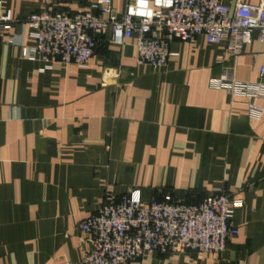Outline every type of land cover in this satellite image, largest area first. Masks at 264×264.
Wrapping results in <instances>:
<instances>
[{"label":"crops","instance_id":"0c3cea01","mask_svg":"<svg viewBox=\"0 0 264 264\" xmlns=\"http://www.w3.org/2000/svg\"><path fill=\"white\" fill-rule=\"evenodd\" d=\"M93 0H4L0 14L96 13ZM257 5L261 0H225ZM119 14L124 0H113ZM14 33H23L17 23ZM36 41L29 33L26 46ZM165 67L139 64L135 39L99 37L85 67L27 60L0 40V264L78 262L79 226L104 203L141 191L145 203L171 193L202 201L213 188L243 201L224 254L147 253L130 264H264V99L211 88L226 70L260 81L258 32L236 58L226 43L173 41ZM112 69L119 77L104 78ZM104 79L106 81H104ZM251 105L262 111L257 118Z\"/></svg>","mask_w":264,"mask_h":264},{"label":"built area","instance_id":"2783aa9c","mask_svg":"<svg viewBox=\"0 0 264 264\" xmlns=\"http://www.w3.org/2000/svg\"><path fill=\"white\" fill-rule=\"evenodd\" d=\"M112 3L93 0L89 5L96 13L75 12L68 3L60 14L43 11L23 22L15 20L11 12L0 14V40L22 47L23 58L44 62V70L55 63L87 66L99 37L108 32L118 46L135 39L139 64L154 70L166 66L173 41L194 42L205 36L209 44L225 42L220 63L227 57L236 59L255 32L264 44V0L257 5L237 1L232 7L225 0H124L122 14ZM3 5L0 0V11ZM17 23L23 29L20 36L14 33ZM26 33L35 45L24 44ZM259 72L260 81L243 82L235 78L233 70H226L210 85L232 96L264 99V64ZM108 77L117 78L119 73L107 69L104 78ZM251 113L257 118L262 115L254 105ZM242 205L224 187L213 188L200 202L164 193L145 203L139 189L121 197L107 194L98 212L79 226L87 250L78 262L61 264H130L147 253L224 254L230 239L238 235L233 217Z\"/></svg>","mask_w":264,"mask_h":264}]
</instances>
